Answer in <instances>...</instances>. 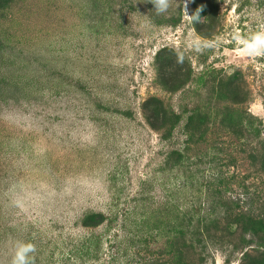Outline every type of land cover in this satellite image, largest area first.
<instances>
[{"label": "rangeland", "instance_id": "rangeland-1", "mask_svg": "<svg viewBox=\"0 0 264 264\" xmlns=\"http://www.w3.org/2000/svg\"><path fill=\"white\" fill-rule=\"evenodd\" d=\"M183 2L0 0V264H264V0Z\"/></svg>", "mask_w": 264, "mask_h": 264}, {"label": "clouds", "instance_id": "clouds-1", "mask_svg": "<svg viewBox=\"0 0 264 264\" xmlns=\"http://www.w3.org/2000/svg\"><path fill=\"white\" fill-rule=\"evenodd\" d=\"M154 6V12L157 15L165 14L176 5L181 7V4L177 3V0H148ZM183 13L185 18L192 24L202 22L200 12L202 8H198L191 16L188 14V4L186 0L182 3ZM232 39L240 45L239 51L246 57H264V27L259 28L256 31L249 33L248 35H242L239 32H234ZM192 47L194 50H202V45L193 41ZM178 63H183V55L178 56ZM36 245L32 242H25L17 240L13 246V252L9 260V264H35Z\"/></svg>", "mask_w": 264, "mask_h": 264}]
</instances>
